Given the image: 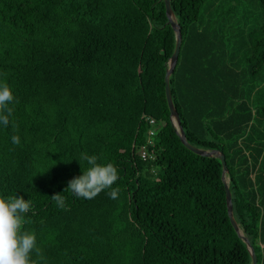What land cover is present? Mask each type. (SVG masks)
I'll list each match as a JSON object with an SVG mask.
<instances>
[{
  "label": "trees",
  "instance_id": "16d2710c",
  "mask_svg": "<svg viewBox=\"0 0 264 264\" xmlns=\"http://www.w3.org/2000/svg\"><path fill=\"white\" fill-rule=\"evenodd\" d=\"M204 1L170 0L181 31L171 97L187 140L223 152L234 217L264 264V0L254 13L210 0L202 18ZM174 46L164 0H0V81L14 93L0 195L30 199L22 227L47 264H250L220 159L187 148L171 123ZM81 152L117 167L115 199L64 189Z\"/></svg>",
  "mask_w": 264,
  "mask_h": 264
},
{
  "label": "clouds",
  "instance_id": "9594fccd",
  "mask_svg": "<svg viewBox=\"0 0 264 264\" xmlns=\"http://www.w3.org/2000/svg\"><path fill=\"white\" fill-rule=\"evenodd\" d=\"M14 93L10 86L0 81V127L10 123L13 108L9 102L13 101ZM15 128V123L13 122ZM13 144L20 143L18 134L11 135ZM77 161L81 172L68 180V189L74 196L91 199L104 189L107 195L115 199L118 188L113 186L118 179V169L111 162H99L95 153L81 152ZM86 162L82 167L81 162ZM63 191L52 195L57 207L65 206ZM32 207L31 201L22 194L0 195V264H47L40 245L37 242V233L22 224L28 222L25 216ZM35 253V256H33Z\"/></svg>",
  "mask_w": 264,
  "mask_h": 264
},
{
  "label": "water",
  "instance_id": "95a60500",
  "mask_svg": "<svg viewBox=\"0 0 264 264\" xmlns=\"http://www.w3.org/2000/svg\"><path fill=\"white\" fill-rule=\"evenodd\" d=\"M165 3V12H166V16L167 19L171 25V27L173 28L174 32H175V46H174V50L168 60V64L165 70V75H164V80H165V95H166V101L170 110V120L172 125L175 127V130L179 136V139L181 140V142L190 150H192L195 153L204 155V156H215L217 158L220 159L221 164H222V172H221V178L222 181L224 183L225 186V196H226V207H227V213H228V217L229 220L233 226V228L235 229L237 235L245 242V245L250 253V257H251V262L250 264H257V257L254 251V248L252 246V244L250 243L248 237L243 233L242 229L240 228L239 224L237 223L234 214H233V207H232V199H231V193L230 190L228 188V183H227V179H226V172H227V165H226V161H225V156L223 154V152L217 148H205V147H200V146H196L192 143H190L185 135L183 126L181 125L180 122V116L178 114V111L173 103L172 97H171V92H170V86H169V76L171 74V72L173 71L176 61H177V57H178V53H179V49H180V43H181V31H180V26L178 24V22L176 21V17L175 14L170 6V0H164Z\"/></svg>",
  "mask_w": 264,
  "mask_h": 264
},
{
  "label": "rangeland",
  "instance_id": "374dc122",
  "mask_svg": "<svg viewBox=\"0 0 264 264\" xmlns=\"http://www.w3.org/2000/svg\"><path fill=\"white\" fill-rule=\"evenodd\" d=\"M243 5L245 7H247V5H248L249 6V10H250L251 13L252 12L253 13L254 12H257V10H258L256 8V7H258V4H257L256 0H250V1L249 0H243V1H241L240 7L242 8ZM210 8H211V6H210V0H205L204 3L202 4V7L200 9V12H199L200 17L206 18L207 14H208V12L210 10Z\"/></svg>",
  "mask_w": 264,
  "mask_h": 264
},
{
  "label": "built area",
  "instance_id": "2783aa9c",
  "mask_svg": "<svg viewBox=\"0 0 264 264\" xmlns=\"http://www.w3.org/2000/svg\"><path fill=\"white\" fill-rule=\"evenodd\" d=\"M149 123L152 125V126L150 127V129H149V133H150V134H153V133H154V128H153V126H154V124H155V119L152 118V117H149ZM140 153H141L142 157H144V158L147 157V156H151V154H149V152L147 151L146 148H142L141 151H140Z\"/></svg>",
  "mask_w": 264,
  "mask_h": 264
}]
</instances>
